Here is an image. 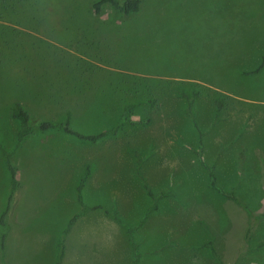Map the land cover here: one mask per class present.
Instances as JSON below:
<instances>
[{"label":"rangeland","instance_id":"rangeland-1","mask_svg":"<svg viewBox=\"0 0 264 264\" xmlns=\"http://www.w3.org/2000/svg\"><path fill=\"white\" fill-rule=\"evenodd\" d=\"M1 1V146L10 149L14 141V102L32 122L60 121L69 112V127L86 135L112 126L127 103L134 121L95 141L59 129L24 140L11 158L20 186L10 201L0 264L41 259L82 205L88 208L68 230L60 264H132L124 228L103 210L136 224L152 202L144 185L170 195L133 231L137 264H264V65L254 71L264 58V0H143L138 15L115 23L108 39L100 37V47L75 48L103 58L104 67L60 46L79 40L78 22L94 21L89 0H39L44 7ZM92 75L100 77L93 89L86 83ZM193 91L196 127L182 97ZM169 109L172 127H157L160 110ZM223 122L231 123L214 139L220 152L201 153L198 137L206 140ZM198 157L212 166L215 188ZM85 167L89 178L79 202ZM9 186L0 156V211ZM95 205L101 208H90ZM208 240L217 257L199 246Z\"/></svg>","mask_w":264,"mask_h":264},{"label":"trees","instance_id":"trees-1","mask_svg":"<svg viewBox=\"0 0 264 264\" xmlns=\"http://www.w3.org/2000/svg\"><path fill=\"white\" fill-rule=\"evenodd\" d=\"M21 1V0H20ZM2 3L4 2L3 0L1 1ZM140 4V0H95L93 1L90 6L93 10V12L96 14L98 13L103 5H107L110 8L114 9L116 12L122 15H127L129 13H133L138 10ZM264 65V58H262L261 62L257 66V68L254 71H258L262 66ZM196 91H193L191 93V97L187 94H182V97L184 98V103H185V108H184V113L185 115L192 121V124L196 127V124L193 120V112H192V105L194 103V99L196 97ZM214 105H215V110L216 112L219 110L221 106V102L216 99L214 100ZM133 107V104L127 103L123 106L122 111L120 116L115 120V122L110 126L109 128H106L96 134H80L75 132L69 127L68 120H69V112H66L62 119L60 121H48V120H39L37 122H32L30 120V116L28 112L17 103L14 102L11 107H10V112H9V117L11 119H14L17 124V128L15 131L14 135V141L12 143V146L10 149H6L0 144V156L2 159V163L4 167L7 169L9 173V189H8V194H7V200L5 203V206L0 213V224L3 226V217L5 212L8 209L9 206V201L11 200L12 194L14 190L16 189L18 185V181L15 178V172L16 168L13 166L11 162L12 156L17 152V150L21 147L22 143L24 140L31 135H34L35 133L38 132H44L49 129H59L64 133L72 134L75 135L77 138L83 139V140H89V141H95L96 139H99L107 134H112L116 131V129L123 123L128 122L131 123L134 120H131L128 116L130 113L131 108ZM201 147V139L198 137V148ZM199 162L204 166V168L207 169L208 171V184L212 187L215 188V182H214V177L213 173L211 171V167H206L203 161L198 157ZM137 163L139 162L138 159H136ZM88 174V169L87 167L84 168L77 186H76V193H77V199L79 202L80 201V196H79V190L81 185L83 184L86 176ZM145 190L149 198L151 199V204L145 209L143 216L140 218V220L136 224H128L125 221L121 220L117 215L115 210H103L104 214L109 216L112 220L116 221L119 225H121L126 234V238L132 248L131 255H132V264H137V257L138 253L135 252V244L133 243V231L136 227H138L142 222L143 219L145 218L146 214L151 211L156 209L157 204L156 202L164 196L170 195V190H164V191H159L157 193H152L149 188L144 185ZM223 196H225L228 199H231L235 203H239L237 198L233 195L232 191H226L222 193ZM88 207L83 206L79 211H77L75 214H73L66 222L64 228L62 229V233H64L67 228L75 221V219ZM91 209H99L101 208L98 205L90 207ZM2 242V239H1ZM199 246L201 247H208L210 251V255L212 257H217L215 249L211 245V241L208 240L206 242L201 243ZM59 256H60V244H58V251L56 255V259L54 264H60L59 263Z\"/></svg>","mask_w":264,"mask_h":264},{"label":"crops","instance_id":"crops-1","mask_svg":"<svg viewBox=\"0 0 264 264\" xmlns=\"http://www.w3.org/2000/svg\"><path fill=\"white\" fill-rule=\"evenodd\" d=\"M35 1H37V5H41V7H44L43 6V5H45L44 2H43V4L42 3L40 4L39 3V0H35ZM88 2L86 4V8H87V11L86 12H87V14L89 16V20H94V21H92V24L93 25L90 24V23H88L86 26H84V23L78 22V26H76L75 30H81L82 31V33H80V35H78L79 36V40L78 41H73L72 40V44L69 43L70 40H62L61 41V44L62 45H60V46H65V47L68 46V48L71 47V48H69L68 51H71L72 53L75 52L78 55H83L84 56L83 57V61L85 62V64L92 65V66H98V65H100L101 67H104L105 63L103 61L99 60V59H103V58L98 57L96 54H91L89 52L84 53V52H82L80 50H77L75 48H79V47H83V48H86V47H94V48H96L97 46H99L98 40L100 39L101 36H103L104 38L106 37V39H108L109 37L112 36V33L110 31L113 29L115 23L123 22L126 18H130L131 16L133 17L135 15H138V14H136L138 12V10L135 11V12H133V13H129L127 15H122V14H119L118 12H116L114 9L110 8L109 6L103 5V7L101 8V10L98 13L95 14L93 12L91 6L88 4ZM140 3L143 4V0H141ZM38 8L39 7L36 6L34 8V10H36ZM138 9H139V7H138ZM26 11L28 12L29 10H26ZM27 18H30L29 15H28V13H27ZM125 25L126 24L124 23L123 25H121V27H123ZM36 26H38V25H36ZM103 30H105V34H104V31ZM87 31H89V32H87ZM102 31H103V33H102ZM76 36L77 35H75V34L74 35H71L72 39H74V40H75ZM109 44H110L109 46L111 47V45H112L111 42H109ZM24 61L27 62V57H24ZM70 61H71V59H70ZM108 64L110 66L112 65L109 62H108ZM110 66H109V69H110ZM121 68L122 69H118V70H120L121 72H126L125 70H127V68H124V67H121ZM86 69L88 71H94V68L91 69V68H89V66L86 67ZM83 71H85V68L83 69ZM92 73H94V72H92ZM156 77H158L160 79H165L166 78V76H156ZM99 78H97L96 75H92V79L90 78V76H88V79L89 80L87 79L86 80V83H87V85L90 88L93 89L94 86L96 85V82H97L96 79H99ZM173 78H176V77H173ZM111 86H112V83H111ZM170 112H171V109H169V113H165V110H160L159 119L155 120V123H156V126L157 127H162V129L165 128V126L172 127V124H173L172 123V118H170V117H168V119L165 118V116L169 115ZM175 123H177V122L175 121ZM208 123L209 124H212L211 121L208 122ZM230 123L229 122H227V123H224L223 122L222 123L223 125H219L218 126L219 127L218 130H216L212 135H210L208 138H206V140H204V141L201 140V153L206 152L207 154H213V153H216V151L217 152H220V147H217V146L215 147V144H214L215 140L214 139L215 138H218V139L222 138L223 135L227 131H229V128H230V125L229 124ZM166 140H165V138H162V140L160 142L161 143L160 146H161V151L162 152H165L166 151L165 149H167V146H165V144H166L165 141ZM190 149L191 150H194V149H196V147L194 148V146L193 147L190 146ZM209 167L212 168V166H209ZM261 173H262V171H261ZM15 178L18 181V185H17L16 189L14 190L11 199L14 197L13 196L14 193L17 190H19V186H20V184H19V179L20 178H18V176H17V171L15 172ZM86 178H89V175ZM86 178H85V180H86ZM261 180H262V182H264V178H261ZM83 184L85 185L84 182H83ZM84 185H83V187H84ZM98 192H99V190H96V193H98ZM10 201H9L8 209L5 212L4 217H3V223H4V225L2 226L0 224V242H1V239H2V242L0 243V257L2 256L3 259L5 257L4 255H6V251H7L4 248L5 237L11 231V227H10V223H9V216L11 215V213H9V210H10ZM4 206H5V204L3 205L0 213L2 212ZM77 218L75 219V221L77 220ZM73 223L67 228V230L64 233H62V230H61V236L54 243L52 242V244L48 247V250H46L43 253L42 258L41 259L39 258L38 261L34 262L33 264H54L55 259H56V255H57V251H58V244H60V256H59V263H60V259L63 256L64 239H65V236H66L68 230L73 225ZM31 232H33L32 229L26 230V231H24V233L22 235L29 234ZM1 264H5L4 260L1 262Z\"/></svg>","mask_w":264,"mask_h":264}]
</instances>
